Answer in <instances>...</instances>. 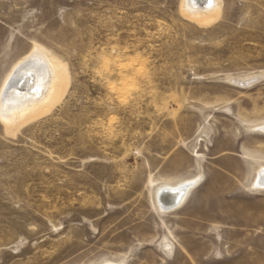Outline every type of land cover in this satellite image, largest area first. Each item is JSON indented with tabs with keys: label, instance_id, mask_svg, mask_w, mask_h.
Listing matches in <instances>:
<instances>
[{
	"label": "rangeland",
	"instance_id": "rangeland-1",
	"mask_svg": "<svg viewBox=\"0 0 264 264\" xmlns=\"http://www.w3.org/2000/svg\"><path fill=\"white\" fill-rule=\"evenodd\" d=\"M218 1L0 0V88L34 45L68 82L0 120V264H264V0Z\"/></svg>",
	"mask_w": 264,
	"mask_h": 264
},
{
	"label": "bare ground",
	"instance_id": "bare-ground-1",
	"mask_svg": "<svg viewBox=\"0 0 264 264\" xmlns=\"http://www.w3.org/2000/svg\"><path fill=\"white\" fill-rule=\"evenodd\" d=\"M218 4V0H183L182 6L190 18L202 21L218 8ZM64 69L46 50L34 45L14 65L0 88V120L5 128L9 130L11 126L25 124L50 110L60 98L64 84L68 83ZM260 129L264 131V125ZM196 181L187 180L180 187L179 184L160 187L155 197L158 207L163 211L178 206ZM253 185L264 189V167L258 171Z\"/></svg>",
	"mask_w": 264,
	"mask_h": 264
},
{
	"label": "clouds",
	"instance_id": "clouds-1",
	"mask_svg": "<svg viewBox=\"0 0 264 264\" xmlns=\"http://www.w3.org/2000/svg\"><path fill=\"white\" fill-rule=\"evenodd\" d=\"M97 74H100V73H99V70H98Z\"/></svg>",
	"mask_w": 264,
	"mask_h": 264
}]
</instances>
